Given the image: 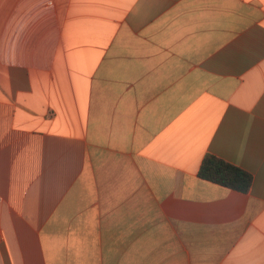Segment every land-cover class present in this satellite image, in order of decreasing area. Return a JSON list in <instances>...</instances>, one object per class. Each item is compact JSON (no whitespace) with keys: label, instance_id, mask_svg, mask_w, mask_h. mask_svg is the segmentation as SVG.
<instances>
[{"label":"crops","instance_id":"obj_1","mask_svg":"<svg viewBox=\"0 0 264 264\" xmlns=\"http://www.w3.org/2000/svg\"><path fill=\"white\" fill-rule=\"evenodd\" d=\"M0 233V264H264V0H0Z\"/></svg>","mask_w":264,"mask_h":264},{"label":"trees","instance_id":"obj_2","mask_svg":"<svg viewBox=\"0 0 264 264\" xmlns=\"http://www.w3.org/2000/svg\"><path fill=\"white\" fill-rule=\"evenodd\" d=\"M199 176L242 193H247L252 184V178L247 172L212 155L204 159Z\"/></svg>","mask_w":264,"mask_h":264},{"label":"built area","instance_id":"obj_3","mask_svg":"<svg viewBox=\"0 0 264 264\" xmlns=\"http://www.w3.org/2000/svg\"><path fill=\"white\" fill-rule=\"evenodd\" d=\"M2 239L1 233H0V240Z\"/></svg>","mask_w":264,"mask_h":264}]
</instances>
